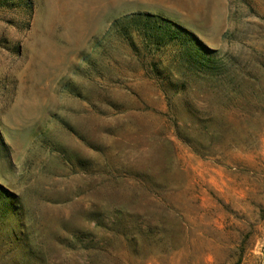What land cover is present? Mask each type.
<instances>
[{"label":"rangeland","instance_id":"374dc122","mask_svg":"<svg viewBox=\"0 0 264 264\" xmlns=\"http://www.w3.org/2000/svg\"><path fill=\"white\" fill-rule=\"evenodd\" d=\"M28 2L0 0V264H264V0Z\"/></svg>","mask_w":264,"mask_h":264},{"label":"trees","instance_id":"16d2710c","mask_svg":"<svg viewBox=\"0 0 264 264\" xmlns=\"http://www.w3.org/2000/svg\"><path fill=\"white\" fill-rule=\"evenodd\" d=\"M23 1V5H25V8L30 11V3L28 2V0H22ZM161 35L166 37V39L168 41H171V40H174L176 39V37L178 36L176 31L175 30H172L171 28H167L166 30L164 29L162 32H161ZM156 36H159L158 34H156ZM189 59H187V64L189 67H191L193 65L191 59L192 57L191 56H188ZM195 62V61H194ZM197 64L196 68H193L194 70V74H197L199 72V70L201 69H207L208 71H210L209 69H211V64H212V60L207 58V57H204V56H201L200 55V58H197L196 59V62ZM169 80V79H167ZM168 82H171V83H175L174 81L172 80H169ZM177 84H184L183 82H178ZM11 203V202H10ZM13 206L11 204H8V207H7V212H13ZM1 211V209H0ZM3 211V210H2ZM1 211V213H2ZM4 212V211H3ZM3 216V215H2Z\"/></svg>","mask_w":264,"mask_h":264}]
</instances>
